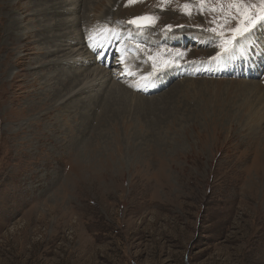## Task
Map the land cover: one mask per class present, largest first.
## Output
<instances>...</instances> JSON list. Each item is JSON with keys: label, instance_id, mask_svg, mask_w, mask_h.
Returning a JSON list of instances; mask_svg holds the SVG:
<instances>
[{"label": "rangeland", "instance_id": "374dc122", "mask_svg": "<svg viewBox=\"0 0 264 264\" xmlns=\"http://www.w3.org/2000/svg\"><path fill=\"white\" fill-rule=\"evenodd\" d=\"M35 1L0 0V264H264V239L255 241L254 228L260 195L254 200L249 192L259 171L264 186V150L255 144L264 142V21L234 33L264 15L262 0H75L84 23L102 24L109 8V23L124 36L112 33L113 56L104 64L100 50L90 54L81 45L88 66L58 65L70 53L58 42L61 53L47 71L33 60L37 48L54 45L33 36L73 18H34L49 7ZM139 17L154 23H129ZM15 19L21 28L8 31ZM59 33L77 38L69 27ZM244 37L249 50L235 54ZM133 48V62L161 65L171 78L160 74L148 92L142 75L152 69L126 75L118 58L131 59ZM221 57L229 69L180 72L220 66ZM81 66L85 84L47 103L56 81L74 71L73 85L83 79ZM103 71L108 88L143 102L115 120L91 102L88 117L77 113Z\"/></svg>", "mask_w": 264, "mask_h": 264}, {"label": "bare ground", "instance_id": "6f19581e", "mask_svg": "<svg viewBox=\"0 0 264 264\" xmlns=\"http://www.w3.org/2000/svg\"><path fill=\"white\" fill-rule=\"evenodd\" d=\"M105 1H108V0H102V2H105ZM110 1H115V0H110ZM36 3L38 4H48L49 7H44V8H41L40 9V13H35L34 14V18L35 17H38V16H41L42 18H53L55 19L56 17V14H62L66 17V19L68 18H73V21L72 22H62L60 19H58L57 21H55V23L53 24L52 28L50 26H47L43 29H50V32L51 34H39V35H34L33 36V40L34 42H38V43H43V45H54V50L51 51V52H43V50H40L39 48H37V53H40L41 56H38L36 59H34V64L35 65H38L37 66V69L39 71H47L48 69H50V67L52 65H55V61L54 59L56 58L57 54H60L61 52L58 50V46L56 47V44L58 42L64 44V47H68L70 48V53H67V55L64 56V59H63V62L61 63H58V65L62 66L63 64H67L68 62L74 64L75 66H78V65H81V64H78L80 62H85L86 66L90 65V61H88L86 58L87 56L90 57L91 55L87 54L86 52L88 51L90 54H92L93 50H100L103 58L101 59L102 63L104 64L107 59H109L108 57H112L113 55H110V51L109 49L111 48L112 46V40L115 38V36H113V34H119L121 32H119V28L114 26L113 24H110V17H107V14L109 13V8L107 9V11L103 14V19H102V24H99L98 23V19H96V23L93 24L90 23V20H87V22H83V19L81 16H76V11L78 12V9L80 10V5H77L76 4V1L75 0H70V2L68 3V6L67 5H61L62 3H65L64 1L59 3L57 2L56 0H36L35 1ZM34 2V3H35ZM57 5L59 7H57ZM70 7V8H68ZM31 8V3L29 2V6L27 7V9H30ZM98 8V6H97ZM82 9V7H81ZM80 13V11H79ZM130 13V12H129ZM82 20V21H81ZM95 20V18H94ZM19 22L20 20H17L15 19L14 21L11 22V25H10V30L8 31H11L12 29L13 30H19L21 28V24L19 25ZM90 25L93 24L94 26H91L88 28L87 30V33H84V34H80L79 36V33L80 32H83L82 28H86L85 26L87 25ZM71 28L72 29V32H77V38H74V39H70V36L66 35L65 37H62L61 33H59V30L61 31L62 29H67V28ZM56 29V31L54 29ZM44 32H47L46 30H43ZM99 32V34H97ZM263 32H264V29H263ZM113 33V34H112ZM67 34H71V33H67ZM124 36V35H123ZM123 36H119L120 38L123 37ZM35 38V39H34ZM199 38V37H198ZM17 39H19V37H17ZM95 39H98L97 43L95 42ZM127 38L124 37L123 41H125ZM250 37H244V42H242L241 44H239L237 47H236V51H235V54H237L238 52H244L245 51V48L246 50H249V45L251 44V40H249ZM196 41H199L200 44H204L205 43V40H202L201 38L200 39H197L195 40ZM95 42V43H93ZM120 39H119V42L120 43ZM204 42V43H203ZM81 43V44H80ZM115 43V42H114ZM160 43V42H159ZM173 43V42H172ZM50 45V46H51ZM66 45V46H65ZM86 48L87 46V51L85 53H82L81 55V52L84 50L83 47ZM100 45V47H99ZM114 45V44H113ZM77 46H79L80 48H78ZM264 46V43L263 45ZM249 47V48H248ZM34 48V47H33ZM262 49V48H261ZM27 50V49H26ZM51 50V49H50ZM86 50V49H85ZM131 52L133 55L131 59H127L125 57V55L122 53L121 55H119V63L120 66L124 69V73L126 75H130V76H133L134 75V71L136 73H138L137 71L138 70H141L143 68V70H148V69H152V71H148L146 72V74H143L142 76L146 79L149 80L148 82V86H147V90L148 92H151L153 91L154 89V85H155V81H156V77H159V75H163L162 76V79L165 80V78H171L169 76L170 73H164L166 72L165 71V68L161 67V65H157V67H153V68H148V66H151V65H146L145 63L144 64H140L141 61H139L140 63L137 62H133L134 59H136V56L138 54V52L136 51V48H133L131 49ZM253 54V53H252ZM129 55V56H131ZM251 55V54H250ZM252 56V55H251ZM222 58V57H221ZM263 58H264V55H263ZM40 59V60H39ZM223 59V60H222ZM221 61H220V66H218V62L216 65H214L213 63L209 64V65H203L202 67L204 68H201L199 66H194L193 68H190V69H183L182 71L180 72H186V71H192V72H195V71H206V72H213V71H224V69L226 70L228 67L226 66L225 64V59L222 58ZM247 59V58H245ZM39 60V61H38ZM62 60V59H61ZM83 60V61H82ZM92 60V59H90ZM241 60V59H240ZM147 63H149V61H145ZM223 62H224V65H223ZM229 63V62H228ZM69 64V63H68ZM67 64V65H68ZM116 64V63H115ZM114 64V65H115ZM136 65H139V66H136ZM146 65V66H145ZM86 66H81V70L77 73V74H81L80 72H87L86 69H84ZM175 67H178L176 69H174V74L175 73H180L179 72V66H175ZM134 68V69H133ZM137 68V70H135ZM154 68L157 69V72H154ZM182 68V67H181ZM201 68V70H200ZM229 69V68H228ZM62 70V71H61ZM61 72H63V69H60ZM90 71H93V70H90ZM77 71H74V74L73 73H70V75H67L65 76L64 79H59L58 81H56L51 87L50 89H53L52 91H46L45 92V98L47 99V103L50 102V101H53L55 98H58V95H60L62 92H66L69 93V91H74L75 89H78L80 86L84 85L85 84V81H87L88 79V75L87 73L84 74L83 79L78 82L77 84L73 85L76 81V79L74 78L76 75ZM94 72V71H93ZM98 72V71H97ZM140 72V71H139ZM90 73V72H89ZM96 73V72H95ZM135 73V74H136ZM145 73V71H144ZM155 73L157 75H155ZM163 73V74H162ZM190 73V72H189ZM217 73V72H216ZM108 74V73H106ZM167 74V76H166ZM92 75V74H91ZM63 76V75H61ZM100 78L98 79L99 84L93 82V86L94 88L96 87L97 90L95 91V95L92 96V97H89L88 99H86V102L83 101V103L81 102H77L76 104L79 105L81 104V106H75V110L76 112L78 113L79 111L78 110H86L83 115L84 116H89V108L91 107L90 105V102L91 104H93L94 107H98V104L101 105V113H105L107 115V117L109 119H112L114 118V120L119 117V116H123L124 114H126L127 110L129 111V108L128 107H133L135 106V104H139L141 103V101L143 102V100H140L139 98H137L136 96H131L129 95L128 91H124L122 89H117V88H113L111 85L109 86L108 88V77L107 75L104 74V71L101 72L99 74ZM98 76V77H99ZM70 77V78H69ZM92 77V76H91ZM69 78V79H68ZM94 78V77H93ZM138 78V77H137ZM174 78V77H173ZM263 78V77H262ZM75 80V81H74ZM90 81V80H89ZM92 81V80H91ZM161 84V82H159ZM114 84V83H113ZM245 84V83H244ZM250 84V83H249ZM252 84V83H251ZM256 84V83H255ZM261 86H263L264 88V78H263V81L261 82ZM136 85V84H135ZM243 85V84H242ZM115 86V85H113ZM105 87V88H104ZM244 87V86H243ZM248 87V86H247ZM258 87V86H257ZM134 88V87H133ZM89 89L91 90V88L89 87ZM244 89V88H243ZM245 90V89H244ZM130 91V90H129ZM256 92V89L253 90V92ZM259 91V90H258ZM85 91H79L75 96H71L65 103H64V106L61 107L64 108L67 106H70L72 104V102L75 101L76 97H78L79 95H82ZM246 92V90H245ZM71 93V92H70ZM237 93V92H236ZM263 93V92H262ZM243 94H246V93H243ZM259 94V93H257ZM261 94V93H260ZM166 96V95H165ZM255 96V95H254ZM258 96V95H257ZM245 97V96H244ZM262 97V95H261ZM255 98V97H254ZM260 98V96H259ZM261 100L263 98H260ZM250 100V99H249ZM257 100V99H256ZM100 101V102H99ZM244 101V100H243ZM246 101V100H245ZM264 101V100H263ZM168 103V102H167ZM252 103V101H251ZM250 105V104H249ZM248 105V106H249ZM139 106V105H138ZM245 106V105H244ZM77 107V108H76ZM137 106H135L136 108ZM207 107V106H206ZM78 109V110H77ZM99 109V108H98ZM246 109V108H245ZM251 110V109H250ZM82 111V112H83ZM161 111H162V108H161ZM254 111V110H253ZM257 111V110H256ZM258 113V112H257ZM250 114V113H249ZM49 115V114H47ZM82 115V114H81ZM94 115V114H93ZM143 115V114H142ZM163 115V114H162ZM248 115V114H247ZM95 116V115H94ZM251 116V115H250ZM253 116V115H252ZM260 116V115H259ZM264 116V115H263ZM91 117V116H90ZM100 117V116H98ZM106 117V118H107ZM257 117V116H255ZM87 119V118H86ZM119 119V118H118ZM249 119V118H247ZM257 119V118H256ZM255 119V120H256ZM260 119V118H259ZM147 120V119H146ZM144 121V120H143ZM251 122V121H250ZM79 123V122H78ZM81 123V122H80ZM252 123V122H251ZM255 123V122H254ZM264 123V122H263ZM82 124V123H81ZM80 124V126H82ZM153 124V123H152ZM259 125V124H258ZM84 126V125H83ZM261 126V125H260ZM263 126V125H262ZM85 128V127H84ZM83 128V130H84ZM161 128V127H160ZM246 129V128H245ZM252 129V128H251ZM82 130L81 127H79L77 129V133L79 134ZM82 130V131H83ZM74 131V130H73ZM73 135H77L75 133H73ZM261 136V135H259ZM253 137V136H252ZM256 139V138H255ZM259 139V138H258ZM236 140V139H235ZM252 140V139H251ZM256 146L259 147V150L260 149H263L264 150V142L261 144V141L258 140L256 143ZM257 148V147H256ZM257 150V149H256ZM255 153V152H254ZM259 154V153H258ZM193 156V155H192ZM50 157V156H49ZM256 157V155H255ZM254 157V158H255ZM193 158V157H192ZM196 161V160H195ZM194 161V162H195ZM204 161V160H203ZM202 161V162H203ZM207 161V159H206ZM258 161V159H257ZM190 162V161H189ZM230 162V161H229ZM259 162V161H258ZM212 163V162H210ZM262 163H264V156H263V160H262ZM190 164V163H189ZM195 164V163H193ZM193 167V165H191ZM218 166V165H217ZM212 168V167H211ZM212 170V169H211ZM189 171V170H188ZM191 171V170H190ZM200 173V172H199ZM208 173H209V170H208ZM212 173V172H211ZM215 173V172H214ZM193 171H192V175H193ZM191 174H190V177H193ZM262 174L261 172L259 171L258 174H257V177H258V180H259V183L258 185L255 187V188H250L249 192L251 193V198L254 199V200H257L256 198H254L253 196H257V195H260L259 196V200L257 201V206H256V218H255V222H254V228L255 226H257V233H256V239L255 241H261L264 239V217L262 216L264 214V186H262ZM226 177V176H225ZM201 178V176H200ZM193 179V178H192ZM257 182V181H256ZM252 191V192H251ZM262 226V227H261ZM262 242V241H261Z\"/></svg>", "mask_w": 264, "mask_h": 264}, {"label": "snow or ice", "instance_id": "6c2138e0", "mask_svg": "<svg viewBox=\"0 0 264 264\" xmlns=\"http://www.w3.org/2000/svg\"><path fill=\"white\" fill-rule=\"evenodd\" d=\"M130 2H134V0H130ZM262 3H264V0H262ZM185 10L188 9V5H185L184 6ZM262 11H264V9H262ZM257 20H262L264 21V15H260V16H257L256 18L254 19H250L248 21V26L246 27H237L235 30H234V33L235 34H239L241 36L247 34V33H250L251 30L255 27L256 25V22ZM130 24H134V25H137V27H140L144 24H150V23H154V20L153 18L151 17H139V18H136V19H133V20H130L129 21ZM170 28V26H168ZM211 31H215V29H210ZM221 35L223 33H220ZM235 35L233 36V39H235ZM218 56L220 55L219 53L217 54Z\"/></svg>", "mask_w": 264, "mask_h": 264}]
</instances>
